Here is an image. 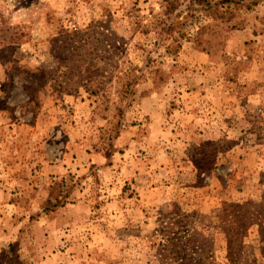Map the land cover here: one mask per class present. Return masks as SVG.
<instances>
[{"label":"rangeland","instance_id":"1","mask_svg":"<svg viewBox=\"0 0 264 264\" xmlns=\"http://www.w3.org/2000/svg\"><path fill=\"white\" fill-rule=\"evenodd\" d=\"M171 1L0 0V264H264V0Z\"/></svg>","mask_w":264,"mask_h":264},{"label":"trees","instance_id":"2","mask_svg":"<svg viewBox=\"0 0 264 264\" xmlns=\"http://www.w3.org/2000/svg\"><path fill=\"white\" fill-rule=\"evenodd\" d=\"M197 3L201 6H204L208 11V14L210 16H213L212 18L215 19V17L218 16V13L219 14H223L222 11H220L218 9V4L217 3H212L210 0H197ZM166 6H165V10L163 11V13L161 14V17H166V19H163L160 20L161 23H158L159 25H165L166 27H168L169 29L173 26L174 22H171V23H167V19H169L171 17V13H172V7L174 6V3L171 1V0H166ZM165 22V23H164ZM156 23V24H157ZM239 207V205H230V208L232 209H237ZM240 216H238L237 214L236 215H229L227 216V218L225 219V221H229V223L231 224V226L234 224L237 226V221H241L240 219ZM249 221V217L246 219V222ZM241 226H244V225H241ZM236 235H233L232 234H228V250H229V253H228V258L232 261V257H233V254H232V244H233V238H235ZM22 264V263H20Z\"/></svg>","mask_w":264,"mask_h":264}]
</instances>
